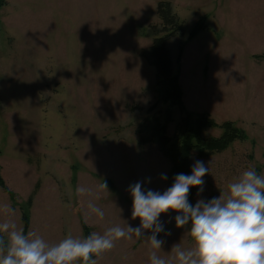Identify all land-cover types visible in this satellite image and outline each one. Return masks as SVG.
Segmentation results:
<instances>
[{"label": "rangeland", "instance_id": "obj_1", "mask_svg": "<svg viewBox=\"0 0 264 264\" xmlns=\"http://www.w3.org/2000/svg\"><path fill=\"white\" fill-rule=\"evenodd\" d=\"M159 1L0 0V223L23 230L26 212L28 232L50 244L67 234L83 238L82 221L103 234L115 225L139 224L131 215L129 185L145 181L161 192L171 186L160 179L169 161L148 140L147 127L149 114L164 122L168 111L156 90V69L144 55L152 26H160ZM168 1L183 23V34L167 43L174 63L183 47L179 76L186 109L219 124L233 121L248 135L226 151L194 154L193 163L202 160L210 170L195 203L226 195L249 168L264 175V0ZM202 16L207 29L189 40ZM171 113L169 136L184 115L176 106ZM204 132L219 136L222 130ZM78 186L92 195L77 194ZM89 200L103 209V219L89 214ZM176 214L169 210L161 218ZM165 227L171 235L158 234L165 241L158 255L171 257L177 243L194 247L189 226L177 228L172 220ZM0 236L9 246L8 233ZM152 250L147 237L133 235L95 259L150 264Z\"/></svg>", "mask_w": 264, "mask_h": 264}, {"label": "clouds", "instance_id": "obj_2", "mask_svg": "<svg viewBox=\"0 0 264 264\" xmlns=\"http://www.w3.org/2000/svg\"><path fill=\"white\" fill-rule=\"evenodd\" d=\"M209 172L204 161L196 160L190 174H176L171 186L162 192L143 186L145 181L129 185L131 215L139 218L135 227L115 225L103 234L92 232L83 238L67 234L58 243L50 244L34 231L25 233L17 230L14 223H0V233H8L10 239L7 252L0 254V264H97L95 257L110 251L116 241L133 235L148 238L153 249L150 264H264V175L249 168L229 184L226 195L220 192L218 197L200 198L193 204L190 189L197 187V194H202V178ZM160 179L167 180V174L161 173ZM99 188L108 189L106 184ZM76 192L92 195V189L84 186H78ZM87 207L89 214L103 219V209L93 200ZM169 210L178 214L164 221L161 214ZM172 220L177 228L189 226L194 247L185 249L177 243L171 248L172 256L165 258L157 254L156 250L165 243L157 237L160 233L171 235L165 224ZM145 230H150L151 235L145 236Z\"/></svg>", "mask_w": 264, "mask_h": 264}, {"label": "trees", "instance_id": "obj_3", "mask_svg": "<svg viewBox=\"0 0 264 264\" xmlns=\"http://www.w3.org/2000/svg\"><path fill=\"white\" fill-rule=\"evenodd\" d=\"M157 15L160 19V26L153 25V42L148 51L144 53L146 59L156 69V90L161 94L160 97L168 105L167 116L164 122L159 115L149 114L147 116L150 128V139L159 146L163 155L168 159L170 169L167 174L168 181L172 184L173 177L178 173H191L193 165V156L205 158L217 152H223L229 149L236 141L247 139L244 128L238 126L233 121H224L221 124L210 117L207 113H196L189 111L185 107L183 100V88L180 83V64L183 55V47H179L176 62L172 58L171 50L168 47V41L183 34V23L178 14L174 11L172 3L168 0H160L157 6ZM207 29L206 17L198 19L196 25L188 35V39H194L199 33ZM175 64L177 68L174 67ZM157 103L149 109L151 113ZM179 107L184 115L176 128V132L169 136L167 133L168 125L172 121L171 109ZM220 128L222 133L219 136H207L205 130L208 128ZM146 140V141H148ZM0 185L5 186L3 178L0 175ZM11 196L13 193L6 189ZM197 193V187H191L189 200L194 204V197ZM36 192L27 200V206L33 204ZM23 231L28 232L30 226L29 216L23 212ZM84 237L92 233V228L82 221ZM1 250L6 253L8 244L5 238L0 236Z\"/></svg>", "mask_w": 264, "mask_h": 264}, {"label": "crops", "instance_id": "obj_4", "mask_svg": "<svg viewBox=\"0 0 264 264\" xmlns=\"http://www.w3.org/2000/svg\"><path fill=\"white\" fill-rule=\"evenodd\" d=\"M183 63V62H182Z\"/></svg>", "mask_w": 264, "mask_h": 264}]
</instances>
